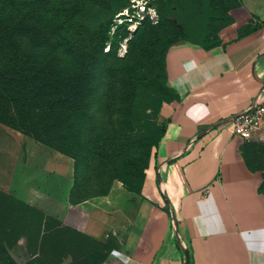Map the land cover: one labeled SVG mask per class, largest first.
<instances>
[{"label":"rangeland","instance_id":"obj_1","mask_svg":"<svg viewBox=\"0 0 264 264\" xmlns=\"http://www.w3.org/2000/svg\"><path fill=\"white\" fill-rule=\"evenodd\" d=\"M128 1L34 0L32 38L18 40L44 71L33 73L46 87L43 97L57 90L63 97L60 105L46 98L47 123L38 133H26L12 124L20 118L18 110L0 91V264H97L104 258L109 241L103 245L70 231L17 199L12 177L29 167L48 169L69 175L74 201L103 198L112 211L130 210L159 139L165 105L175 100L164 75L166 46L195 37L203 10L206 39L219 41L239 5V0H155L159 25L108 34L99 54V33ZM248 141L247 156L264 191V129Z\"/></svg>","mask_w":264,"mask_h":264},{"label":"crops","instance_id":"obj_2","mask_svg":"<svg viewBox=\"0 0 264 264\" xmlns=\"http://www.w3.org/2000/svg\"><path fill=\"white\" fill-rule=\"evenodd\" d=\"M206 38L165 48L175 100L165 105L130 210L112 211L103 198L74 201L69 175L48 169L12 177L17 199L70 231L109 241L97 264H264L261 175L247 156L248 139L225 123L264 90V0H239L219 41Z\"/></svg>","mask_w":264,"mask_h":264},{"label":"trees","instance_id":"obj_3","mask_svg":"<svg viewBox=\"0 0 264 264\" xmlns=\"http://www.w3.org/2000/svg\"><path fill=\"white\" fill-rule=\"evenodd\" d=\"M151 3L157 9L158 22L155 24L147 22L138 29L160 24L161 15L155 0H151ZM35 5L34 0H0V91L4 95L5 101H8L10 107L12 109L16 107L18 110L17 113L20 118L12 122V124L26 133H38L40 126L47 123L49 104L45 103L46 98L52 99L53 97L55 103L60 105L63 97L62 93L58 90L49 91V94L43 97L44 91L47 94L46 87L42 81H34L33 73L36 72L38 75L43 76L44 71L37 66L38 63L29 58L28 53L23 52V46L18 40V37L22 35L26 36V40H31L32 38L31 23L33 19L31 13L35 9ZM118 9L110 15L107 29L99 33L96 39L99 54H102V49L109 38L108 32L111 20L113 14ZM206 19L207 14L203 10L199 15V27L196 29L195 36H207ZM59 23L60 25H64V21L59 20ZM121 33L127 34L124 31H121ZM54 35L53 32L49 33L47 38L49 44L54 42V40L52 41Z\"/></svg>","mask_w":264,"mask_h":264},{"label":"built area","instance_id":"obj_4","mask_svg":"<svg viewBox=\"0 0 264 264\" xmlns=\"http://www.w3.org/2000/svg\"><path fill=\"white\" fill-rule=\"evenodd\" d=\"M158 12L151 0H129L112 17L109 35L124 31L134 33L143 24L158 22ZM230 132L242 139H250L264 129V90L254 97L243 111L226 119Z\"/></svg>","mask_w":264,"mask_h":264}]
</instances>
